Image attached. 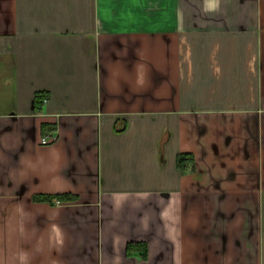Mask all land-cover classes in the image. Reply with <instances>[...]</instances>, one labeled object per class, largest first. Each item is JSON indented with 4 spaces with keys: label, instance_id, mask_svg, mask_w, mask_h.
Listing matches in <instances>:
<instances>
[{
    "label": "crops",
    "instance_id": "obj_1",
    "mask_svg": "<svg viewBox=\"0 0 264 264\" xmlns=\"http://www.w3.org/2000/svg\"><path fill=\"white\" fill-rule=\"evenodd\" d=\"M0 264H264V0H0Z\"/></svg>",
    "mask_w": 264,
    "mask_h": 264
},
{
    "label": "trees",
    "instance_id": "obj_2",
    "mask_svg": "<svg viewBox=\"0 0 264 264\" xmlns=\"http://www.w3.org/2000/svg\"><path fill=\"white\" fill-rule=\"evenodd\" d=\"M46 94L42 91H38L35 96V107L37 109H41L44 100L46 99ZM51 124V123H48ZM52 125V124H51ZM49 126L47 124H43V131L46 132ZM52 129V126L50 127ZM49 128V129H50ZM54 128V127H53ZM177 166L182 172H188L189 170H193L196 168V157L193 152H181L177 155ZM60 201H76L78 197L71 193H59L56 195H45L38 194L34 196V200L38 202L49 201L54 202L55 200ZM147 244L143 241H131L127 245V251L129 254L133 252L140 251L142 255H146L147 253Z\"/></svg>",
    "mask_w": 264,
    "mask_h": 264
},
{
    "label": "built area",
    "instance_id": "obj_3",
    "mask_svg": "<svg viewBox=\"0 0 264 264\" xmlns=\"http://www.w3.org/2000/svg\"><path fill=\"white\" fill-rule=\"evenodd\" d=\"M49 141H50V140H49L48 138H44V139L42 140V142H43L44 144L48 143ZM58 202H60V200H59Z\"/></svg>",
    "mask_w": 264,
    "mask_h": 264
}]
</instances>
